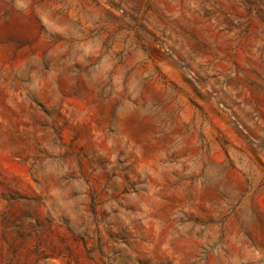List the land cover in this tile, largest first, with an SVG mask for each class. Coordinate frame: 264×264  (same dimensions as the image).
<instances>
[{"label":"rangeland","instance_id":"374dc122","mask_svg":"<svg viewBox=\"0 0 264 264\" xmlns=\"http://www.w3.org/2000/svg\"><path fill=\"white\" fill-rule=\"evenodd\" d=\"M0 264H264V0H0Z\"/></svg>","mask_w":264,"mask_h":264}]
</instances>
